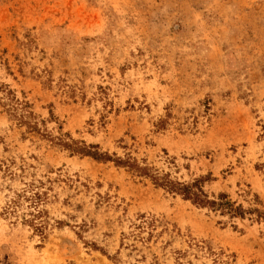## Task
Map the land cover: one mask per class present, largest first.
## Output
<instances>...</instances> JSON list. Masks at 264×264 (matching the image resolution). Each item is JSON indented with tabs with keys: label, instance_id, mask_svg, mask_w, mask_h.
I'll list each match as a JSON object with an SVG mask.
<instances>
[{
	"label": "rangeland",
	"instance_id": "374dc122",
	"mask_svg": "<svg viewBox=\"0 0 264 264\" xmlns=\"http://www.w3.org/2000/svg\"><path fill=\"white\" fill-rule=\"evenodd\" d=\"M0 264H264V0H0Z\"/></svg>",
	"mask_w": 264,
	"mask_h": 264
},
{
	"label": "trees",
	"instance_id": "16d2710c",
	"mask_svg": "<svg viewBox=\"0 0 264 264\" xmlns=\"http://www.w3.org/2000/svg\"><path fill=\"white\" fill-rule=\"evenodd\" d=\"M183 188H184L183 190H184L186 193L190 192L187 186H183ZM196 199H198V200H200V201L202 200V199H200V197H198L197 195H196Z\"/></svg>",
	"mask_w": 264,
	"mask_h": 264
}]
</instances>
